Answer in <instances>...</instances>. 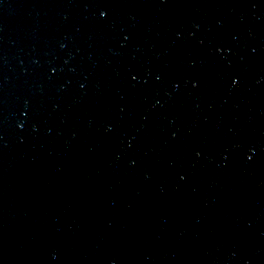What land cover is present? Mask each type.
Wrapping results in <instances>:
<instances>
[{"label": "water", "instance_id": "95a60500", "mask_svg": "<svg viewBox=\"0 0 264 264\" xmlns=\"http://www.w3.org/2000/svg\"><path fill=\"white\" fill-rule=\"evenodd\" d=\"M0 264H65L1 102Z\"/></svg>", "mask_w": 264, "mask_h": 264}]
</instances>
